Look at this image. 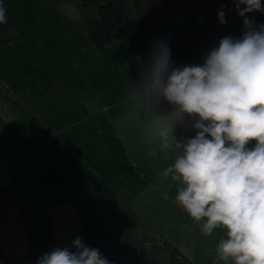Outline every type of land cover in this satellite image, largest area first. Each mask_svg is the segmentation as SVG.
Returning <instances> with one entry per match:
<instances>
[{
  "label": "crops",
  "instance_id": "obj_1",
  "mask_svg": "<svg viewBox=\"0 0 264 264\" xmlns=\"http://www.w3.org/2000/svg\"><path fill=\"white\" fill-rule=\"evenodd\" d=\"M104 1L119 24L136 17L134 0ZM26 27L0 45V264H36L39 243L75 251L77 236L110 264H173L167 241L191 264H234L216 252L227 230L204 234L162 175L180 150H160V122L178 140L197 130L146 89L148 56L134 49L127 78L83 33Z\"/></svg>",
  "mask_w": 264,
  "mask_h": 264
},
{
  "label": "clouds",
  "instance_id": "obj_2",
  "mask_svg": "<svg viewBox=\"0 0 264 264\" xmlns=\"http://www.w3.org/2000/svg\"><path fill=\"white\" fill-rule=\"evenodd\" d=\"M235 10L244 18L241 39L223 37L202 65L181 67L172 66L169 44L157 39L144 80L147 90L162 95L182 116L198 117L194 137L178 140L176 124L167 118L157 132L161 151L180 150L162 172L180 185L176 201L194 221H203L204 234L227 230L216 248L220 260L264 264V24L248 18L264 13V5L235 0ZM218 18L226 23L223 12ZM6 23L0 6V24ZM251 141L255 146L246 147ZM72 247L75 251L54 247L36 264H110L82 237L74 238Z\"/></svg>",
  "mask_w": 264,
  "mask_h": 264
},
{
  "label": "trees",
  "instance_id": "obj_3",
  "mask_svg": "<svg viewBox=\"0 0 264 264\" xmlns=\"http://www.w3.org/2000/svg\"><path fill=\"white\" fill-rule=\"evenodd\" d=\"M80 4L96 3L98 17L87 22L92 42L115 62L127 78H132L140 67L134 49L142 50L148 58L152 54L153 41H166L171 49L173 67L202 65L206 54L218 47L226 36L241 39L244 33L243 17L235 10V0H134L136 17L118 23L114 4L104 0H71ZM264 5V0H261ZM223 5V7H222ZM244 6L241 5V8ZM7 23L0 24V44L10 41L8 30L16 20L10 9H5ZM224 13L226 23H221L218 14ZM256 24H264V13L248 14ZM189 124L198 119L184 115ZM255 141L246 147L255 146ZM173 264H191L188 258L171 242L167 241ZM56 243H39L32 251L37 261L44 252H50Z\"/></svg>",
  "mask_w": 264,
  "mask_h": 264
},
{
  "label": "rangeland",
  "instance_id": "obj_4",
  "mask_svg": "<svg viewBox=\"0 0 264 264\" xmlns=\"http://www.w3.org/2000/svg\"><path fill=\"white\" fill-rule=\"evenodd\" d=\"M0 6L12 10L16 20L6 38L31 26L34 29L53 27L55 32L67 31L72 42L82 40L83 33L90 41L87 22L98 17L96 3L80 4L71 0H0Z\"/></svg>",
  "mask_w": 264,
  "mask_h": 264
}]
</instances>
